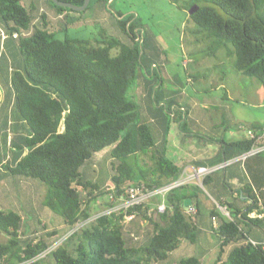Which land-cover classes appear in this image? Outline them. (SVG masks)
Wrapping results in <instances>:
<instances>
[{
  "label": "trees",
  "instance_id": "16d2710c",
  "mask_svg": "<svg viewBox=\"0 0 264 264\" xmlns=\"http://www.w3.org/2000/svg\"><path fill=\"white\" fill-rule=\"evenodd\" d=\"M50 1L59 15L74 11ZM60 1L78 6L84 3ZM194 5L198 10L189 16L200 31L215 39L214 46L232 45L235 69L264 87V16L260 14L264 0H188L180 8L189 11ZM34 11V5H27L25 0H0V20L8 34H21L16 40L23 67L13 72L12 88L14 109L30 129V136L18 146L20 150L28 148V153L7 170L13 176L44 183V205L62 218L69 232L51 249L60 239L56 231L23 238L19 235L22 215L0 211V230L8 235L7 241L0 243V264H47L48 257L55 264H157L167 260L183 240L194 244L197 226L187 214L186 201L192 199L187 185L167 195V209L159 217L150 213L155 210L154 203L145 204L128 211H137L128 224L123 223L124 212L111 213L72 232L77 223L92 216V203L106 195L82 172L95 155L111 150L115 159L111 164L112 184L117 194L129 185L154 189L177 180L184 165L170 158L167 141L158 144L148 124H137L136 141L125 134L140 118L139 105L128 94L143 75L146 52L141 23L120 20L123 14L118 13L116 22L127 37L126 44L109 37L97 42L61 40L47 14L41 12L38 17ZM65 19L67 26L78 20L69 15ZM114 47L119 48L116 56L111 55ZM227 145L242 154L253 142L246 138ZM142 155L148 160H141ZM213 174L204 180V186H210ZM196 188L192 187L195 193ZM231 192L238 193L235 205L227 203L231 219L217 211L211 213L218 219L214 233L220 246L214 264H264V243L250 235L253 227L264 233V216L249 217L253 211L264 215V188H231ZM218 198L217 203L225 206ZM145 220L151 227L147 233L141 229ZM230 245L228 260H224L225 247ZM177 264H202V260L192 256Z\"/></svg>",
  "mask_w": 264,
  "mask_h": 264
},
{
  "label": "rangeland",
  "instance_id": "374dc122",
  "mask_svg": "<svg viewBox=\"0 0 264 264\" xmlns=\"http://www.w3.org/2000/svg\"><path fill=\"white\" fill-rule=\"evenodd\" d=\"M25 1L27 5H34V15L39 17L41 12L47 14L55 29L59 30L57 37L61 40L69 38L97 42L109 37L126 44L127 37L121 33L116 22L118 13L123 14L120 20L141 23L143 49L146 52L141 71L146 79L140 75L129 91L128 95L139 105L140 118L125 131V134L133 136L134 141L137 139V124L144 122L153 130L158 144L167 141L171 150L170 158L181 162L194 154L198 155L201 150L213 155L219 147L218 142H222V145L229 142L228 130H235L239 125L247 128L255 123L264 124L262 83L235 69L236 56L232 45L214 46L215 39L200 31L190 18L189 11L180 8L188 0H91L84 11L64 12L62 15H59L50 0ZM260 14L264 16V9ZM67 15L78 20L67 26ZM39 22L40 19L37 24ZM0 23L2 24L1 20ZM118 52L119 48L114 47L111 55L116 56ZM60 130L63 131L64 128L61 127ZM244 133L246 135V131ZM1 150L5 154L12 151L5 147H1ZM143 158L148 160L142 155L141 160ZM259 158H264V153L254 157ZM114 161L111 150H107L95 155L83 167L82 172L97 188L105 191L107 185H113L111 164ZM233 165L230 169L234 171L237 183L226 179L219 172L220 187L231 192V188L244 185L255 191L248 166L241 160ZM255 168L261 172L257 181V186H260L264 184V162L258 163ZM2 171L4 170H0V203L8 210H18L19 205H12L15 191H22L28 197L37 195L38 198L30 199L29 205H24L18 198L21 207L23 206V216L35 229L43 230L38 225V220H41L61 233L59 226L63 224L62 218L44 205L47 186L38 180L35 181L39 186L35 188L14 186L11 180L8 183ZM6 172L8 173L7 169ZM195 191L200 200V214L193 217L194 221L199 220L195 221L196 242L192 244L183 240L167 260L157 264H177L192 256L199 257L202 264H214L217 260L220 247L214 233L211 213H222L219 212L217 203H213L218 195L210 186H197ZM152 202L155 210L150 213L159 217L156 207L162 202V198H154ZM108 204L107 195L97 199L91 205L92 216L106 211ZM222 216L230 220L223 213ZM249 227L246 228L247 231ZM141 229L144 233L150 231L148 220L141 223ZM28 230L31 234L33 228ZM250 235L257 240L264 238V233L255 227L251 229ZM7 239L8 235L0 230V243ZM60 241H56L53 249ZM231 249L232 245L225 247L224 260H228ZM46 261L47 264H55L52 257H48Z\"/></svg>",
  "mask_w": 264,
  "mask_h": 264
},
{
  "label": "crops",
  "instance_id": "0c3cea01",
  "mask_svg": "<svg viewBox=\"0 0 264 264\" xmlns=\"http://www.w3.org/2000/svg\"><path fill=\"white\" fill-rule=\"evenodd\" d=\"M2 31L8 33L7 29L0 23V170H4L2 172H4L3 174L4 177L8 179V183L11 180V183H13L14 186L22 185V186H27V187L30 186L35 188L39 186V183H37V181L25 177L13 176L9 172L8 173L6 172L7 167H12V168L16 167L18 162L28 153L29 151L28 148H26L25 150H20L18 146L22 145L25 139L28 136H30V129L25 123V121L18 115V113H15V109H14L15 93L12 88V76L15 70H20L23 67L22 55L17 45V40L10 37L9 34H8L9 37L4 39L1 33ZM255 124L259 126L263 125L261 123H255ZM227 133H228L229 142H225L226 143L225 145H222L221 144L222 142H218L217 145L219 147L214 152L213 155L206 150H201L199 151L200 153L198 155L194 154L195 156L192 155L189 159H182L181 162H176L173 160L177 164L184 165V169L180 178L189 175L197 167H201V166L215 167L221 165L225 161L237 159L241 154H239L236 149L234 148L231 149V147H229L227 144L246 139L247 137L244 133V130L240 128V125L237 126V129L235 130H228ZM1 147L11 148L12 151L10 152L8 151V154H5L4 151L1 150ZM168 154L169 156L171 155V150L169 146H168ZM255 156H251L247 158L246 161H244L243 163H245L246 167L248 166V169L251 172L252 184L255 185L256 189H263L264 184L257 186L258 185L257 181L259 180V173L261 172L259 171V169L255 168V166L258 163L264 162V158L254 159ZM233 164L225 169L216 171L211 177L212 183L210 184V187L214 190L215 193H217L218 197H221V201L225 203V206L228 205L227 203H232L235 205L236 203L235 196H237L238 193L228 192L226 189L221 188L219 185L218 174L219 172L220 173L222 172V174L226 179L231 180L234 183H237L238 179L234 176L233 174L234 171L230 169L234 166ZM40 186L42 188V185ZM187 186H188L187 194L190 197H192V199H189L191 201L189 207H194L198 211L196 215L197 217L200 214V200L198 199L197 193H195L193 189L199 185L196 182H190ZM241 188H246V186L242 185L237 187L236 189H241ZM38 197L39 196L37 195L34 197H28L27 194H24L22 191L19 192V190L14 192L13 195L14 200L12 202V205L14 207H16V205H19V208L18 210H11V211L19 212L22 215L23 223H22V228L19 231V235L23 238H26L33 234L41 235L46 231H56L58 234L60 233L58 232V230H56L53 227H49L46 223H43L41 220H38V225L41 226L43 230L37 228L35 229L34 225L30 224L29 221H27V219L23 216L21 212L23 206L21 207V202L18 201V198L22 200V203L24 205H26V203L29 205L30 199L34 200L35 198ZM213 203L216 204L217 200L215 199ZM5 207L6 206H4V204L0 203V211H10ZM219 212L221 213L220 209ZM220 215L222 216V213ZM196 221L199 220L197 219ZM29 228L31 230L33 228V230L30 232L31 234H29L28 232ZM59 228L60 230H62V232L59 234V238H60L59 240L62 241L63 239H65L66 235L68 234L69 227L63 223L60 224ZM253 239L257 242L264 243V238H260V240H257L255 238Z\"/></svg>",
  "mask_w": 264,
  "mask_h": 264
},
{
  "label": "built area",
  "instance_id": "2783aa9c",
  "mask_svg": "<svg viewBox=\"0 0 264 264\" xmlns=\"http://www.w3.org/2000/svg\"><path fill=\"white\" fill-rule=\"evenodd\" d=\"M2 37L6 39L9 37L8 33L2 31ZM22 34L28 35L29 32L23 31ZM21 34L19 32H14L12 34L13 38H18ZM244 131H246V137L253 142V146L250 150L242 153L240 157L235 160L225 161L221 165L215 167H197L193 172L185 177L178 178L177 180L171 181L165 185L154 189H148L144 185H129L124 187V192L117 194L113 185H107L105 188V192L107 195L108 202L111 204L106 211H102L99 215L91 216L89 219L85 221H80L77 223L76 227L72 230V232L81 229L86 224L94 221L101 215H107L111 213H121L124 212V224H128L135 219L137 215V211L132 213H128L129 210L136 209L139 206H143L145 204H153L152 200L154 198L160 199L162 198V202L159 203L156 207L159 213H164L167 209L166 198L169 193L173 190L188 185L190 182H196L199 186H204V180L211 174L216 171L227 168L238 160L246 161L247 158L255 155H259L264 152V124L258 127L257 129L244 126L240 127ZM219 206L221 212L231 219L230 211L227 206ZM260 206L262 207L261 203ZM197 211L194 207H188L187 214L191 217H195ZM264 215L259 214L257 211H253L249 213L250 218H262ZM214 220V229L218 228V219L217 217H213ZM71 232V233H72ZM253 244H256L255 241H251ZM53 249V248H51ZM50 249V250H51ZM50 250L43 254L46 256Z\"/></svg>",
  "mask_w": 264,
  "mask_h": 264
},
{
  "label": "water",
  "instance_id": "95a60500",
  "mask_svg": "<svg viewBox=\"0 0 264 264\" xmlns=\"http://www.w3.org/2000/svg\"><path fill=\"white\" fill-rule=\"evenodd\" d=\"M57 6L59 7H64V8H69V9H72L76 12H80V11H84L91 0H84V3L83 5L81 6H78V5H74V4H71V3H68V2H64V1H60V0H52ZM198 10V5H194L193 7H191L189 9V14L192 15L194 14L196 11ZM191 204V201L188 199L186 201V207H189Z\"/></svg>",
  "mask_w": 264,
  "mask_h": 264
}]
</instances>
